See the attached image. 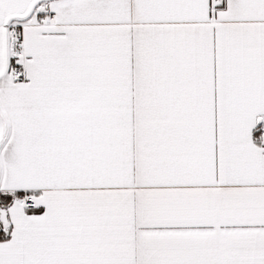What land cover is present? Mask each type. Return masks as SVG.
Instances as JSON below:
<instances>
[{"label": "snow or ice", "instance_id": "1", "mask_svg": "<svg viewBox=\"0 0 264 264\" xmlns=\"http://www.w3.org/2000/svg\"><path fill=\"white\" fill-rule=\"evenodd\" d=\"M0 264H264V0H0Z\"/></svg>", "mask_w": 264, "mask_h": 264}]
</instances>
